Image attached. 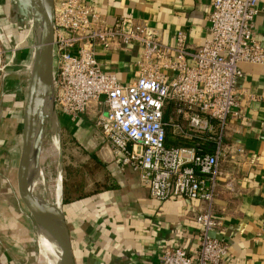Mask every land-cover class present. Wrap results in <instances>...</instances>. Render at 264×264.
I'll list each match as a JSON object with an SVG mask.
<instances>
[{"label":"crops","instance_id":"0c3cea01","mask_svg":"<svg viewBox=\"0 0 264 264\" xmlns=\"http://www.w3.org/2000/svg\"><path fill=\"white\" fill-rule=\"evenodd\" d=\"M16 1L23 13L26 6L30 8L28 2L34 5L33 0H0V264H7L10 256L18 257L21 264H38L43 225L39 208L26 186L35 213L31 223L21 219L13 196L29 91L27 68L34 45L29 33V28L34 33L33 28L12 12ZM85 1L106 26L127 18L148 26L170 47L175 46L179 32L185 34L191 52L210 37L207 12L211 0ZM256 1L253 32L264 47V0ZM139 53L136 46H121L112 51L99 48L95 57L103 72L114 75L120 84H129L136 79ZM238 68L242 76L235 86L237 106L228 119L224 137L228 153L219 166L213 201V214L221 226L210 235L229 246L221 264H264V68L248 63ZM105 111L106 107L101 113ZM61 118L63 128L87 125L83 115L75 122ZM77 141L87 150L85 145L91 144ZM181 141L172 140L171 145ZM99 152L94 151L101 160L104 153ZM109 168L111 188L63 204L72 264H159L166 248L197 250L200 226L195 218L205 211L206 203L182 198L157 201L138 173L122 169L117 160ZM18 238L19 243L15 242ZM19 249L26 253L19 255Z\"/></svg>","mask_w":264,"mask_h":264},{"label":"built area","instance_id":"2783aa9c","mask_svg":"<svg viewBox=\"0 0 264 264\" xmlns=\"http://www.w3.org/2000/svg\"><path fill=\"white\" fill-rule=\"evenodd\" d=\"M256 0H211L210 37L196 51L183 32L174 47L144 24L119 18L106 26L85 0H53V60L57 114L75 122L92 106L106 107L96 126L109 142L122 169L138 173L151 198H182L206 203L196 216L199 246L192 253L166 248L159 264H221L228 254L223 239L211 237L220 221L213 201L220 163L227 156L224 137L237 106L240 63L264 68V47L253 32ZM136 46V79L120 84L101 70L97 49ZM235 115V114H234ZM168 131L204 147H167Z\"/></svg>","mask_w":264,"mask_h":264},{"label":"bare ground","instance_id":"6f19581e","mask_svg":"<svg viewBox=\"0 0 264 264\" xmlns=\"http://www.w3.org/2000/svg\"><path fill=\"white\" fill-rule=\"evenodd\" d=\"M19 1L25 3V0ZM33 1L35 4L29 2L30 8L26 6L24 13L22 6L16 1V8L12 12L19 16L21 22L28 21L30 18L33 23V32H35L38 28V4L37 0ZM32 48L33 58L31 65L27 68L29 88L37 54L35 42ZM58 133V126L52 119L50 97H47L39 110L37 124L33 131L27 177V186L36 201L43 221V227H40L41 254L38 264H68L69 262L67 238L61 227L62 170Z\"/></svg>","mask_w":264,"mask_h":264},{"label":"water","instance_id":"95a60500","mask_svg":"<svg viewBox=\"0 0 264 264\" xmlns=\"http://www.w3.org/2000/svg\"><path fill=\"white\" fill-rule=\"evenodd\" d=\"M38 4V36L35 38V47L37 50L35 69L33 79L25 100L23 125H22V145L20 157L16 171V184L14 201L17 210V216L32 222L35 213V202L27 197V177L28 168L31 160L32 136L34 128L37 124V117L42 104L47 97H50V109L52 119L57 124L56 108H55V72L53 60V0H37ZM58 126V125H57ZM60 141V140H59ZM61 155V154H60ZM62 170V163H61ZM62 173V172H61ZM61 205L62 204V179H61ZM61 227L67 238L68 243V264H72L71 249L69 235L66 224L61 214ZM19 243V238L16 239ZM22 248L24 244H20ZM8 251V250H7ZM11 251V250H10ZM19 255H24L26 251L18 250ZM18 257L10 256L7 259V264H21ZM23 264V263H22Z\"/></svg>","mask_w":264,"mask_h":264},{"label":"rangeland","instance_id":"374dc122","mask_svg":"<svg viewBox=\"0 0 264 264\" xmlns=\"http://www.w3.org/2000/svg\"><path fill=\"white\" fill-rule=\"evenodd\" d=\"M25 1L28 2L30 0H25ZM33 3H34V1H33ZM28 4H29V2H28ZM26 5L27 4H25V6ZM32 18H34V17H32ZM28 23H29V26L33 28V23L31 22L30 18H28ZM29 33H30V36H33L35 39L38 36V28H36L34 33H32L31 28H29ZM29 65H31V64H29ZM15 76H16V74H15ZM18 76H20V75H18ZM21 76H23V75H21ZM20 78L22 81V77H20ZM28 78H29V73H28ZM21 89L23 90L22 82H21ZM104 108L105 107L103 105H95V106H92L89 110H87L85 114H83V116H85V118H83V119H85V121L87 123L86 127H83V126L81 127L79 125L81 127L80 128L79 126L73 125V127L70 126L69 128H63V126L60 125V120H59L60 115L57 114V112H56V120H57V125H58L59 140H65V142L68 143V140H72V138H73V140H80L83 144L86 143L83 140H87L88 142L90 141L91 144L89 146L85 145L88 148V150L82 146L84 148V150L86 152H90V153H94V151H96L98 153L99 152L98 149H100L99 154L101 152L104 153V156L102 157L103 159H101L102 160L101 162H104L107 165L108 169H110L109 168L110 162L111 161L114 162V160H116V157L113 153V150H112L109 142L107 141V139H105L101 130L96 126L97 118H98V116H100L102 114L101 112ZM62 118L68 119V117H66V116H62ZM77 142H79V141H77ZM63 150H64V152L62 155V149L60 146V154H61L60 160L62 163V179H63V161H64V166H66L67 173L69 175L71 174V176H72V174L74 175L72 178V181L74 184H72V185L77 186L76 190L82 189L85 192H87L91 188V186H92L91 184H92L93 180H97L98 176H100V175H98V172L96 170L92 171L91 172L92 174H88L89 173L87 171L88 168H86L87 165L85 163L86 162V160H85L86 159V157H85L86 153L82 154L81 155L82 158H81L76 153H74L73 150L69 149L68 145H66L65 149L63 147ZM95 155L98 156L97 154H95ZM63 156H64V158H63ZM73 158H76V159L74 160ZM83 158H84V160H83ZM98 171H101V170H98ZM85 173H86V176L84 175ZM110 174H111V172H110ZM112 180H113L112 176L110 175L109 182L107 183L108 187H110ZM14 191H15V187H14ZM14 193L15 192H13V196H14ZM74 196H76V195L74 194Z\"/></svg>","mask_w":264,"mask_h":264},{"label":"trees","instance_id":"16d2710c","mask_svg":"<svg viewBox=\"0 0 264 264\" xmlns=\"http://www.w3.org/2000/svg\"><path fill=\"white\" fill-rule=\"evenodd\" d=\"M172 140H183L175 135L172 134L171 131H168L166 134V138H165V146L167 147H180V146H184V147H192V146H198V147H204L208 152H211V150L207 149L208 145L202 141L199 140H183L181 142H179V144H174L171 145V141ZM60 146L62 149V155H63V147L65 149L66 145L69 146V149L73 150L74 153H76L79 157H81L82 154H85L86 157V168L87 171L89 172L88 174H92L91 172L96 170L98 172V178L97 180H93L92 182V186L91 188L85 192L82 189H78L76 190V185H72L74 184L72 181L73 178V174L71 176V174L69 175L67 173L66 170V166H64V161H63V179H62V204H66L69 201H73L75 199H79L81 197H84L88 194L91 193H96V192H101V191H105L108 190L110 187H108L107 183L109 182L110 179V171L107 167V165L104 162H101V160L94 154V153H90V152H86L84 150V148L77 142V140H68V143L65 142V140H60ZM84 152V153H83ZM72 157V156H71ZM64 158V156H63ZM82 158V157H81ZM74 160L76 158H73ZM84 160V158H83ZM84 165V164H83ZM101 170V171H98ZM101 172V173H100ZM86 176V173L84 174ZM69 176V177H68ZM74 194L76 196H74Z\"/></svg>","mask_w":264,"mask_h":264}]
</instances>
